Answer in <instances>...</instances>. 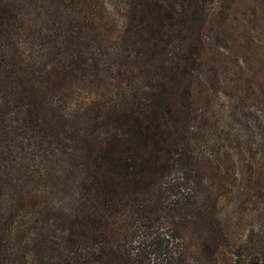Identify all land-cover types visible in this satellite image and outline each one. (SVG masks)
I'll return each mask as SVG.
<instances>
[{"label": "trees", "instance_id": "obj_1", "mask_svg": "<svg viewBox=\"0 0 264 264\" xmlns=\"http://www.w3.org/2000/svg\"><path fill=\"white\" fill-rule=\"evenodd\" d=\"M48 1L35 55L0 0V264H246L235 227L250 202L264 227V158L215 159L196 100L210 17L254 25L264 0Z\"/></svg>", "mask_w": 264, "mask_h": 264}, {"label": "rangeland", "instance_id": "obj_2", "mask_svg": "<svg viewBox=\"0 0 264 264\" xmlns=\"http://www.w3.org/2000/svg\"><path fill=\"white\" fill-rule=\"evenodd\" d=\"M5 1L17 10L18 19L27 21L29 29L26 32V49L35 55L42 52L56 33V24L59 20L56 11L50 8L49 1ZM41 5L49 6L50 9H45ZM241 7L250 9L244 0ZM259 10L258 8V12ZM258 17V22L253 25L246 12L236 17L214 14L206 28V35L211 40L208 42L209 50L205 57L204 71L199 78L204 79L205 83L196 100L200 109L199 138L207 143L214 158L218 160H225V156L227 159L236 160L237 156L218 153L225 149V146L242 147L243 150H247L239 157L245 160L259 162L264 158V130L263 124L260 125V115L264 117V98H261L260 93V91L264 93V11L258 14ZM255 83L259 85V91L253 90ZM66 98L67 96H64L62 100ZM70 104L71 101L67 100V106ZM72 109H68L67 113L70 114ZM17 150L13 153L17 159L28 157L18 154L21 151L19 147ZM57 171H59L57 165L48 166L43 171L42 178L45 179V184L56 178ZM59 182L60 180L54 181L52 184L60 188ZM54 192L59 195L63 190L54 189ZM59 196L62 200L61 195ZM50 200L55 202L52 195ZM259 208L257 202H250L243 212V215L249 217L243 216V221L235 227L233 245L239 260L244 259L246 264L255 254L259 260H263L261 256L264 254V227H261V221L256 218ZM228 210L229 208H224V211ZM261 229L262 233H259ZM260 237L262 238L259 239ZM250 241L254 243L253 248ZM222 263L224 262L221 261ZM235 264H238V261Z\"/></svg>", "mask_w": 264, "mask_h": 264}]
</instances>
